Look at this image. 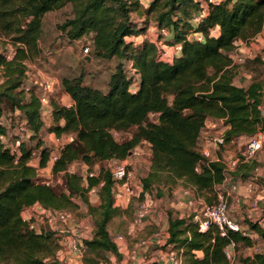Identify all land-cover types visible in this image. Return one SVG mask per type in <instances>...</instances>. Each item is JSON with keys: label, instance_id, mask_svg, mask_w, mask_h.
<instances>
[{"label": "trees", "instance_id": "trees-1", "mask_svg": "<svg viewBox=\"0 0 264 264\" xmlns=\"http://www.w3.org/2000/svg\"><path fill=\"white\" fill-rule=\"evenodd\" d=\"M65 6L70 7V16L57 24L60 35L69 42L86 39L87 63L89 57L115 60L116 64L104 90L86 85L83 74L61 79L71 104L50 102L47 131L57 138L72 136L73 140L63 144L50 163L53 154L39 139L44 127L40 97L31 89L25 92L23 86L26 63L41 51L45 15ZM203 10L201 21L192 26L193 16ZM132 15L140 23L133 22ZM150 23L158 40L144 37L136 42ZM263 28L264 0H149L147 7L139 0H0V38H8L13 47L10 58L0 53V136L8 137L2 124L7 110L22 117L26 138L37 140L34 147L27 140L21 142L18 155L10 152L9 139L0 140V264H44L54 257L59 247L54 233H35L21 219L22 210L35 203L66 213L77 210L75 200L84 204L93 228L90 238L83 240L81 264H101L107 254L121 258L111 238V222L117 219L114 231L126 238L124 217L135 202H144L146 194L155 191L161 197L181 185L206 203L213 202L214 189L224 182L228 171L220 155L217 159L202 157L200 133L205 121L212 119L228 127L222 134L224 144L240 136L264 134L259 111L264 105V80L254 76L247 87L233 85L240 66L230 57L240 42L249 43ZM163 44L180 45V51L164 61ZM256 60L260 61L259 57ZM150 115L156 119L150 120ZM131 128L135 132L129 139L116 141L112 136V132ZM141 144L150 150L149 169L140 179L139 194L127 208L114 204L108 168L96 169V175L87 176L85 183L82 175L67 172L75 162L92 170L95 163L126 160ZM34 150H38L36 166ZM48 165L52 174H61V190L38 181L37 169ZM254 167L252 161L239 160L234 169L245 177ZM93 187H98L96 205L90 204L87 196ZM194 215L179 217L166 210L162 247L180 255L182 264H229L225 250L230 242L252 247V239L240 231L227 230L222 236L212 226L199 232ZM245 223L248 231L264 242V228L256 221ZM144 229L152 230L151 235L157 230L153 224ZM144 235L140 232L139 239ZM237 261L264 264V250ZM148 264L159 263L150 259Z\"/></svg>", "mask_w": 264, "mask_h": 264}, {"label": "rangeland", "instance_id": "rangeland-1", "mask_svg": "<svg viewBox=\"0 0 264 264\" xmlns=\"http://www.w3.org/2000/svg\"><path fill=\"white\" fill-rule=\"evenodd\" d=\"M70 16V7L65 6L64 8L47 13L43 20V29H42V36L39 41L40 46V54L39 56L33 60L28 61L26 63V80L23 86L25 92L29 91L30 89L35 91L39 97L47 96L49 104L43 106V119H44V127L39 135V139L42 142V146L51 150L52 154H55L57 149L60 145L64 143L62 141H66L65 137H62V140L56 141L53 134L47 131V126L51 122L50 118V102H56L59 105H66L69 104L68 98L65 95V92L62 90L61 87V79L62 78H72L76 77L80 74H83L84 83L88 86L99 88L101 90L106 89V84L110 73L113 71L114 66L116 64L115 60L109 61H100L96 59H90L88 57L86 62L84 56H86L83 52V48L86 45V39H82L80 41L69 42L66 40L60 33L58 32L56 26L63 22V20ZM131 20L135 23H140L139 19L136 18L135 15H132ZM147 37L152 40H158V34L156 33V29L153 23H150L145 35L140 37L137 41L141 38ZM129 40V39H128ZM13 49L11 45V41L6 37L0 38V53L3 55H9ZM88 56V54H87ZM230 57L232 58V62L234 64L239 65V76L236 80L244 75H248L250 72V79L253 76H258L264 80V28L261 33H259L253 40L249 43L241 42L239 43L236 48L230 53ZM259 57L260 61H257L256 58ZM241 59L240 61L238 59ZM131 74V73H129ZM248 75V76H249ZM1 76H0V83H1ZM47 82L50 86L49 91H43V84ZM150 120H155V115H150ZM2 124L6 126L7 129V138L12 141L13 137L18 133L20 126L23 124V119L18 113H11L9 111H4L2 117ZM216 130L221 128L220 122H217ZM135 132V128H131L128 132H112V136L116 141H123L129 139L131 135ZM216 134V133H215ZM211 138V137H210ZM209 138V140H210ZM27 144L30 147H34L37 140H32L26 138ZM248 140V139H247ZM246 139L238 140L236 144L233 146L225 149L227 152H224V155L227 157H238L239 159L242 157L245 145L247 143ZM9 141V142H10ZM64 141V142H65ZM204 141V140H201ZM211 141V140H210ZM67 142V141H66ZM63 143V144H62ZM202 144L201 146H203ZM209 145V144H208ZM205 147V145H204ZM203 148V147H201ZM199 148V149H201ZM35 156L33 163L34 165L37 163V154L38 150H34ZM216 152V151H214ZM134 153V154H133ZM131 164V169L133 171L134 180L133 183L135 184V190L140 192V179L143 178L149 169V162H150V150L146 144H141L139 147H136L128 159ZM117 160H110V162L106 163H95L93 168L99 169L100 167L109 168L110 164L114 165ZM227 165V171L230 172L229 168L231 167V162L229 159L225 162ZM36 166V165H35ZM68 169L72 170L73 173L78 175H85L86 167L81 162H75L71 164ZM227 173V177H229ZM36 176L39 182H48L49 186L56 190H61L63 187L62 184V177L61 174H52L50 171L49 165L45 169H37ZM183 187L181 185L176 186L175 192L170 197L172 203H175L177 200V193L182 190ZM229 189H231L229 187ZM232 189L229 191V196L227 199V216L228 219L234 223L240 229L245 226V220L248 218L242 217L237 213L235 206L231 205L230 202V194L232 193ZM156 192L153 191L149 194H146V201L145 203L149 206L151 211V217L148 219V224H156V229L161 231V238L158 242H148L146 245H139L141 240H149V237L152 230H147L141 228L140 232H145L142 238L139 239V235H136L138 232L136 222L134 220V208L138 202H135L132 205V208L126 214L124 219L126 222V230L127 236L125 238V245H119V252L121 254L120 259H116L114 255L107 254L106 259L101 261V264H146L145 261L149 259L157 260L158 252L164 251L163 248V240H164V231L161 230L162 226L166 222V209L168 208V204L166 199L168 196L164 195L160 199L157 197ZM165 194V192H164ZM88 200L90 204L96 205L98 203L97 194L91 193L88 194ZM195 197V195H194ZM157 198V204L155 206L154 199ZM165 198V199H164ZM194 204L191 209L188 210V215L191 214H198L200 204L198 201H194ZM211 202L210 204L214 203ZM167 207V208H166ZM253 212V211H252ZM74 218L76 219H84L86 228L88 231V237L91 235V231L93 228V221L90 215L87 213L86 206L81 203L78 206L77 210L73 213ZM186 213H183V217H186ZM187 215V216H188ZM235 219V220H234ZM117 224V219H114L111 222L110 232L111 236L116 234L115 226ZM147 224V225H148ZM263 228H264V222ZM37 227L44 231H49L48 226L42 225L37 223ZM144 229V230H143ZM121 234V233H119ZM128 237V238H127ZM134 237V238H131ZM256 247L258 249H264L261 242L254 241ZM255 251H252L245 247L242 244L235 246L234 248V264H239L237 259L241 256H247L249 254H253ZM110 259L112 261H110Z\"/></svg>", "mask_w": 264, "mask_h": 264}, {"label": "built area", "instance_id": "built-area-1", "mask_svg": "<svg viewBox=\"0 0 264 264\" xmlns=\"http://www.w3.org/2000/svg\"><path fill=\"white\" fill-rule=\"evenodd\" d=\"M212 0H209L211 2ZM139 3L143 7H147L149 0H139ZM204 10L196 13L192 18V26L196 27L198 23L204 16ZM165 34V32H162ZM197 40L201 37L197 36ZM180 51V45L168 46L163 44L161 46V59L164 61H170L173 56ZM84 54L87 56L89 52V47L85 46L83 48ZM11 56H7L10 58ZM241 60L240 58L238 59ZM50 86L47 82L43 84V91H49ZM136 89L135 83L131 87V91L134 92ZM40 101L42 106L48 105L49 101L47 96H41ZM260 115L264 118V105L259 107ZM221 121V120H219ZM26 128L22 125L19 128L18 133L15 135L13 140L9 142L8 148L11 153L18 155L19 145L25 140ZM66 141H62L64 144L71 142L73 140L72 136H66ZM0 140L5 141L4 136H0ZM56 141L62 140L61 138L55 137ZM62 143V144H63ZM224 145L223 136L219 134L211 139L209 145L199 149L200 154L203 158L212 159V149L218 150L220 146ZM63 145L57 149L56 153L50 158V163L56 160L58 150ZM263 140L258 134L253 135L248 138L245 145L243 155L241 157L242 162H251L255 159L258 152L262 149ZM132 154V153H131ZM130 154V156H131ZM134 154V153H133ZM35 156V152L32 153ZM130 156L123 161H118L114 165L110 164L108 168L113 181V198L115 206L121 208H127L131 203L132 199L139 194L135 190V184L133 183L134 175L130 168L131 164L129 162ZM110 162V161H108ZM235 163H231V167H234ZM86 167V166H85ZM227 170V167H226ZM68 173H73L72 170L67 169ZM96 175V169L88 170L86 167L85 175H83L84 183L86 182V177H93ZM42 184L48 185V182H40ZM101 185V184H100ZM98 187H93L88 191V194L95 193ZM232 190L234 186L230 187ZM141 190V184H140ZM215 202L212 204L203 203L200 204L199 213L195 214L193 221L197 224L199 232H205L212 226H215L220 231V234L224 236L227 230H232L235 232H241L243 236L249 237V233L241 231L234 223H232L227 216V199L229 196L228 189L217 185L215 187ZM184 194H188V190L184 191ZM78 206L81 205L79 200H75ZM192 205V202H189ZM134 220L136 222L137 229L143 225V222L147 221L151 216V211L149 206L144 202H138L134 208ZM21 219L27 224L28 229L34 231L35 233L44 232L37 227V223L48 226L49 231L54 233V237L58 242V249L54 254L53 258H48L45 260L44 264H53V261H58L65 264H81V258L84 251L83 240L90 238L88 237V231L84 219H76L71 213H66L57 210H51L42 207L41 205L35 203L22 210ZM258 224L263 228V225L257 220ZM140 230V228L138 229ZM92 232V231H91ZM161 231H154L149 240H141L139 245H146L148 242H158L161 238ZM165 237V235H164ZM112 240L119 246L125 245V237L122 234L116 233L112 237ZM235 247L234 242H230L229 247L225 250V256L229 262L233 261V248ZM258 251V248H254ZM110 261H112L110 259ZM159 264H182L181 256L175 251L171 250L169 247L165 248L164 251L158 252V258L156 260ZM150 260L145 261L148 264ZM114 264V263H108Z\"/></svg>", "mask_w": 264, "mask_h": 264}, {"label": "crops", "instance_id": "crops-1", "mask_svg": "<svg viewBox=\"0 0 264 264\" xmlns=\"http://www.w3.org/2000/svg\"><path fill=\"white\" fill-rule=\"evenodd\" d=\"M217 30H218V28H216L214 30V33H216ZM239 73L233 79V85H235L237 87H247L251 81V78H252L251 77L250 79H248L250 77V75H249L250 72L248 74L249 76L245 74L244 77L241 76L239 78V80H236V78L239 76ZM259 79L261 80L262 78H259ZM135 81H137V78H135ZM262 91L264 92V83H263ZM65 95L67 96L68 101H69V104H66V106H69L71 104V100L66 93H65ZM217 122H220V125H221V128L218 130H216V125H218ZM226 129H228V127L224 126L222 121L207 119L205 121L204 128L202 129V131L200 133L198 147L201 148V147H204V145L207 146L212 138H214L215 136H217L219 134H223ZM258 136H260L262 138L263 146H262V149L256 155L255 159L252 161V163H254L255 167L252 170H250L245 177H241L242 171L239 170L236 173V170L234 169V167L232 169L229 168L230 169L229 173L235 172V175L228 174L229 177H227V175H226V178H225L224 182L221 184V187L222 188L225 187V189H228V193H229V191L231 190V189H229V187L234 186V189L232 190L233 192L230 194V199H231L230 202H231V205L235 206V209H236L237 213L241 216V218L246 217V218H248L247 220L251 221V222H255L258 220L262 224L264 222V134L259 133ZM209 138H210V140H209ZM248 138L249 137L240 136V137L234 139L233 141H231L227 144H224L223 146H220L218 148V150L212 149V153H213L212 159H217L218 156L220 155V158L223 160L225 165H227L225 163L227 159H229L231 163H235V165H236L237 162L241 158L240 159L238 157H227L226 158V155H224V152H227V151L225 149H227V148L233 146L234 144L238 143L237 142L238 140H242V139L247 140ZM201 140H204V141H201ZM202 144H204V145L201 146ZM214 151H216V152H214ZM241 165L239 164V166H241ZM175 189H172L169 192V194L165 193L162 196H164V195L168 196L166 201H167V203H169L168 204L169 206H168V208L166 207L167 208L166 210H173V212H176L179 217H183V213H186L185 214L186 216L188 215V210L191 209L193 204H194L193 200L198 201L199 204L206 203L202 197H199L197 194H194L191 190H188L185 188H183L182 190H180L177 193V200H175L176 201L175 203H172L171 200H168V199H171L170 197H172V194L175 192ZM185 190H188L187 195L184 194ZM194 195H195V197H194ZM162 196H161V198H162ZM145 197H146V195H145ZM157 200H158L157 198L154 199L153 204H155V206L157 204L156 203ZM145 201H146V199H145ZM189 202H192V205H190ZM147 224H148V220L143 222V225L139 228L141 229V228H144L145 226L150 225V224H148V225ZM154 225H156V224H154ZM247 228H248L247 226L242 227L241 231L249 233V235H250L249 237L253 241L252 247L249 249L252 251H255L254 248L256 247V244L254 243V241L261 242L263 245V248H264V242L262 240H260L255 233L248 231ZM166 229H167V222L164 223L161 230H163L164 233H166ZM139 234H140V231L138 230V232H136V235H139ZM131 238H134V237H131ZM150 238H151V235H150L149 239ZM234 248H233V261H234ZM258 250L263 251L264 249H262V250L258 249ZM197 254L200 255L199 253H197ZM233 261L229 262V264H233Z\"/></svg>", "mask_w": 264, "mask_h": 264}, {"label": "water", "instance_id": "water-1", "mask_svg": "<svg viewBox=\"0 0 264 264\" xmlns=\"http://www.w3.org/2000/svg\"><path fill=\"white\" fill-rule=\"evenodd\" d=\"M87 59H88V57H87Z\"/></svg>", "mask_w": 264, "mask_h": 264}]
</instances>
